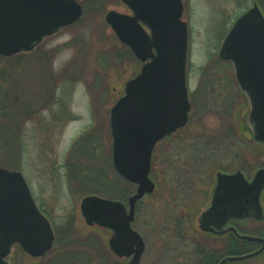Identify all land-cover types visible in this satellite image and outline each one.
<instances>
[{"label":"rangeland","instance_id":"1","mask_svg":"<svg viewBox=\"0 0 264 264\" xmlns=\"http://www.w3.org/2000/svg\"><path fill=\"white\" fill-rule=\"evenodd\" d=\"M181 1L188 32L189 120L153 149L150 176L155 189L139 201L137 223H132L146 242L139 264H158L159 255L154 258L152 253L163 247L157 233L165 237L172 232L160 220L167 212H162V202L170 200L163 192L168 187L164 180L170 179L166 172L173 168L166 167L200 171L191 175L190 186L179 189V195L189 199L188 204L182 202L175 209L177 214H188L190 225L183 240L170 237L171 241L177 239L170 245L172 250L164 248L180 264H192L195 242L210 249L224 246L217 235L199 228V214L209 203L216 171H234L242 163L251 177L257 167L264 166V142L252 136L248 99L231 61L218 55L228 27L256 1ZM78 2L82 14L75 22L28 51L0 54V166L22 172L55 234L51 249L40 257L14 244L6 256L8 264H48L67 249L70 254L76 252L77 260L90 261L88 264L127 261L109 248V230L84 221L79 203L88 194L108 197L104 190L114 192L117 184L125 187L112 166L109 111L142 61L105 21L110 9L130 13L121 0ZM261 196L264 208V190ZM240 227L243 234L259 236L264 233V218L249 219ZM236 242L238 247H256L253 241ZM243 261L264 264V250Z\"/></svg>","mask_w":264,"mask_h":264},{"label":"water","instance_id":"2","mask_svg":"<svg viewBox=\"0 0 264 264\" xmlns=\"http://www.w3.org/2000/svg\"><path fill=\"white\" fill-rule=\"evenodd\" d=\"M121 1L130 13L110 9L104 18L142 65L110 108L111 158L115 172L136 187L127 204L89 194L81 198L79 210L88 225L112 231L110 249L117 256L131 255L125 264H138L145 242L131 223L137 201L155 187L149 176L152 150L188 118V32L181 0ZM81 14L78 0H0V54L28 51ZM218 54L233 63L249 102L252 135L264 141V14L257 2L232 22ZM263 187L264 167L255 171L251 181L240 171L217 173L210 204L199 216V228L214 231L230 218L261 219ZM237 235L260 245L253 251L227 255L219 264L246 260L264 250V237ZM53 240L51 222L37 205L22 172L0 166V264H8L6 256L14 244L31 256H43Z\"/></svg>","mask_w":264,"mask_h":264},{"label":"trees","instance_id":"3","mask_svg":"<svg viewBox=\"0 0 264 264\" xmlns=\"http://www.w3.org/2000/svg\"><path fill=\"white\" fill-rule=\"evenodd\" d=\"M255 1L258 3L260 9L264 13V0H255ZM171 166L172 165H169L168 167L165 168V169L168 168L169 169L173 168V169L167 170L166 172L167 177H169L170 179L168 181L164 180V185L168 187L166 188V190L163 191L164 193L170 196V200L168 201L166 200L162 202L163 205H161L162 208L161 210L164 213V210L167 209V212L164 214L165 215L164 217H160V220H162L166 224L167 229H172V232L171 234H168V236L166 235L165 237L160 236L159 232L157 233V239L159 240V244H161V246L163 247L160 249L161 246L159 245L160 247L158 248L161 250L159 251L160 253L158 252V250L152 251V253L154 258H156V256L158 257L159 255V257L157 258V260L159 261L158 264H180L179 262L175 261L174 255L167 254L165 250L166 251L172 250L170 245L177 240L175 238L180 237V239L178 240H183L182 236L185 235L186 229L190 225L187 224L188 218L186 217L188 214H184V213L177 214L175 213V209L178 206L183 205L182 202L185 205L189 203L188 202L189 199L182 198L180 196L183 194L179 195V189L180 187H182L183 189L186 188V186H190L192 181L191 175L195 176L194 173L200 172L197 169L191 171L188 170L178 171L177 168L174 167V165L173 167ZM172 178L174 180L173 183L170 182L172 181ZM124 183H125V187L123 186L121 187L120 185L117 184L115 186L116 190H114V192L110 191L109 189L104 190L103 192L113 198L124 200L133 191V187H134V185L131 182L124 180ZM170 237H175L174 241H171ZM193 245L194 246L192 253L195 255V261H193L192 264H217L219 260L225 255L239 254L250 251V248L246 246L238 247L235 239L226 242V244L224 243V246L222 248H217V249H210L203 242H197V243L195 242V244ZM69 252L70 250L67 249V251H63L62 253L53 256V258H51L48 264H88L90 262L87 259L77 260L76 252H72V254H70ZM224 264H249V263L246 261H233V262L227 261Z\"/></svg>","mask_w":264,"mask_h":264},{"label":"flooded vegetation","instance_id":"4","mask_svg":"<svg viewBox=\"0 0 264 264\" xmlns=\"http://www.w3.org/2000/svg\"><path fill=\"white\" fill-rule=\"evenodd\" d=\"M190 108V107H189ZM188 114H189V111H188ZM188 118H187V121H186V123L188 122ZM186 123L182 126V127H184L185 125H186ZM182 127H180V128H182ZM180 128H177L176 130H178V129H180ZM176 130L174 131V132H172V133H175L176 132ZM171 133V134H172ZM171 134H169V135H167V136H165V137H163V138H161L160 140H162V139H164V138H166V137H168V136H170ZM93 135V134H92ZM159 140V141H160ZM259 142H264V141H259ZM204 146H206L205 144H204ZM206 147H210V145H207ZM248 167V166H247ZM247 167H245L242 163H241V165L239 166V168L238 169H235L234 171H230L229 169H222V170H219V171H216V174H215V182H214V185H213V187H212V191H211V195H210V199H209V203H208V205L206 206V208L209 206V204H210V200H211V197H212V192H213V189H214V187H215V184H216V176H217V173H219V172H222V173H227V174H232V173H234V172H236V171H240V172H242V174L244 175V177L247 179V181H251L252 180V177H253V175H254V173H255V171L258 169V168H261V167H264V166H260V167H257L254 171H253V173H252V175H251V177H248L247 176V174H246V170H247ZM263 190H264V187L262 188V190H261V192H260V203H261V206H262V210H263V217L261 218V219H256V218H253V217H249V218H247V219H236V218H230V219H228L220 228H214L215 230L214 231H204V232H206V233H208V234H210L211 236L212 235H217L219 238H221L222 240H223V242L226 244V242H229L230 240H232V239H235L236 241H239V240H246V239H243V238H240L237 234H239V235H243V230L241 229V227H240V225H242V223H244L245 221H247V220H249V219H254V220H262L263 218H264V208H263V203H262V192H263ZM205 208V209H206ZM137 210V209H136ZM204 210V209H203ZM202 210V211H203ZM201 211V212H202ZM201 212H200V214H201ZM200 214H199V216H200ZM133 222H135L136 223V212H135V217H134V221ZM134 228V227H133ZM232 228H234L235 229V231L232 229ZM134 229H136V228H134ZM137 230V229H136ZM139 231V230H138ZM111 233H112V231H110ZM111 233H110V235H111ZM139 233H140V231H139ZM237 233V234H236ZM141 234V233H140ZM141 236L143 237V235L141 234ZM259 236H261V237H264V233H261V235H259ZM144 238V237H143ZM144 241H145V239H144ZM236 244H237V242H236ZM259 243H256L255 242V244H254V246H256L255 248H258L259 247ZM145 250H146V242H145ZM144 250V251H145ZM113 252V251H112ZM113 254L115 255V256H117L114 252H113ZM143 255H144V252H143V254L141 255V258H140V261H141V259H142V257H143ZM117 257H119V258H126L127 259V261L130 259V257H131V255H129V256H117ZM126 261V262H127ZM140 261H139V263H140ZM125 262V263H126ZM124 263V264H125ZM138 263V264H139ZM217 264H219V262L217 263Z\"/></svg>","mask_w":264,"mask_h":264}]
</instances>
